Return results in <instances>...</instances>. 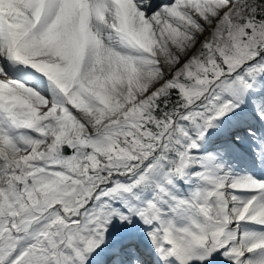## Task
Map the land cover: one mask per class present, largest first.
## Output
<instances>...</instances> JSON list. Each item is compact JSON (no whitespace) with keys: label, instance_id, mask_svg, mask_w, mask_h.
Segmentation results:
<instances>
[{"label":"snow or ice","instance_id":"1","mask_svg":"<svg viewBox=\"0 0 264 264\" xmlns=\"http://www.w3.org/2000/svg\"><path fill=\"white\" fill-rule=\"evenodd\" d=\"M0 264H264V0H0Z\"/></svg>","mask_w":264,"mask_h":264}]
</instances>
